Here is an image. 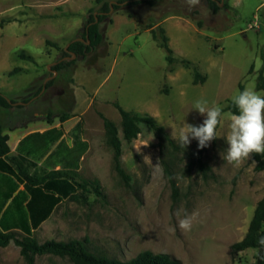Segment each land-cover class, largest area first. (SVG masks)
<instances>
[{"label": "rangeland", "instance_id": "rangeland-1", "mask_svg": "<svg viewBox=\"0 0 264 264\" xmlns=\"http://www.w3.org/2000/svg\"><path fill=\"white\" fill-rule=\"evenodd\" d=\"M216 1L217 12L208 0L192 10L184 0L123 5L100 24L103 43L58 73L52 65L71 41L82 38L88 17L101 4L0 0V92L15 102L11 109L0 107L10 155L16 154L17 136L52 126L62 125L71 144L68 131L79 119L90 145L80 169L69 172L88 189L63 201L34 231L39 243L77 239L93 254L121 261L152 251L167 253L181 264H258L260 249L235 252L232 246L246 235L264 197V170L256 169L252 157L238 168L222 157L234 114L227 110L232 97L241 86L264 95L256 88L264 67V0ZM256 20L258 26L249 28ZM160 28L177 59L172 71L151 32ZM194 68L204 82H194ZM49 80L53 82L46 87ZM198 99L222 108L218 138L204 149L194 139L183 148L177 139L183 123L199 125L205 118L193 109ZM115 103L132 114L152 117L175 146L163 148L144 123L128 143ZM63 114L70 118L61 123L56 116ZM48 115L54 117L52 124ZM102 116L119 130L121 163L130 180L115 170ZM97 182L103 195L94 191ZM193 213L191 229L181 230L178 219ZM0 264L28 263L12 240L0 246ZM34 264L75 263L68 256L43 254L35 255Z\"/></svg>", "mask_w": 264, "mask_h": 264}, {"label": "trees", "instance_id": "trees-1", "mask_svg": "<svg viewBox=\"0 0 264 264\" xmlns=\"http://www.w3.org/2000/svg\"><path fill=\"white\" fill-rule=\"evenodd\" d=\"M156 0H96L101 4L100 11L92 13L88 17L84 28L82 40L75 39L63 49V55L58 62L52 65L54 72H62L70 68L74 63L75 55L85 57L89 52L103 43L104 35L100 24L108 18L110 12L117 11L123 5L131 6L138 4L153 5ZM209 7L213 12L220 8L216 0H208ZM153 39L162 47L166 53V59L170 71L172 65L177 61L173 55L174 51L169 45V38L164 29L160 28L158 33L152 30ZM68 59V60H67ZM187 67L192 65L189 60H181ZM12 73V72H11ZM257 90L264 91V67L259 72ZM205 77L194 68V82H204ZM53 80H49L45 86L48 87ZM244 88L241 86V91ZM15 102L8 99L0 92V107L11 109ZM122 122L121 130L123 138L128 142L135 140L141 133V124L151 127L160 145L175 146L174 140L166 132L165 128L154 121L150 116H138L127 111L118 103H115ZM227 110L237 114L238 110L232 101L229 102ZM59 117L60 122L67 121L70 117L63 114ZM107 134L108 143L114 149V163L117 173L130 180V177L122 167V142L119 130L115 123L102 116ZM49 124L53 123L54 117H46ZM0 124V246L5 247L13 240L20 248L21 255L28 264H34L35 255L54 254L68 256L75 264H181L178 259L167 253H154L144 251L134 258L121 261L100 257L90 252L86 245L80 240L59 242L55 240L39 243L34 239V231L52 215L54 210L63 201L71 199L80 189L87 190L86 183L76 181L69 172L78 171L81 161L89 150V142L82 137L83 122L79 119L70 130L71 144L64 137L65 132L62 125L52 126L44 131H34L24 136L16 147V154L10 155L11 148L8 144L9 135L3 132ZM256 162V169L264 170V155L252 156ZM175 192L177 190L173 183ZM94 191L103 195L102 188L97 182ZM264 197L257 203L254 215L249 224L244 238L233 244V251H243L249 248L260 249L258 264H264V248L257 243L264 236ZM21 235L22 238L19 237Z\"/></svg>", "mask_w": 264, "mask_h": 264}, {"label": "clouds", "instance_id": "clouds-1", "mask_svg": "<svg viewBox=\"0 0 264 264\" xmlns=\"http://www.w3.org/2000/svg\"><path fill=\"white\" fill-rule=\"evenodd\" d=\"M184 3L192 10L201 6L202 0H184ZM212 66L215 67V64ZM232 103L238 112L230 117L226 154L222 159L238 168L254 154L264 155V95L245 88L232 97ZM193 109L205 117L203 122L199 125L184 122L177 139L183 148L188 147L194 139L198 142V148L204 149L218 138L216 130L222 121V108L215 102L210 106L207 100L198 99ZM177 216H180L179 211ZM194 218L195 213L185 214L178 219V227L184 231L190 230ZM257 243L264 248V236Z\"/></svg>", "mask_w": 264, "mask_h": 264}, {"label": "crops", "instance_id": "crops-1", "mask_svg": "<svg viewBox=\"0 0 264 264\" xmlns=\"http://www.w3.org/2000/svg\"><path fill=\"white\" fill-rule=\"evenodd\" d=\"M48 129V128H47ZM46 130V129H45ZM71 130V129H70ZM70 130L68 131V132H70ZM44 131V130H43ZM34 132V131H33ZM42 132V131H41ZM65 132V131H64ZM29 133H31V132H29ZM29 133H27V134H29ZM67 133V132H66ZM66 133H65V135H64V137L66 138ZM27 134H25V135H22V136H17L16 138H15V142H14V146H15V149H16V147H17V145H18V143H19V141L24 137V136H26ZM9 135V134H8ZM10 137V136H9Z\"/></svg>", "mask_w": 264, "mask_h": 264}, {"label": "built area", "instance_id": "built-area-1", "mask_svg": "<svg viewBox=\"0 0 264 264\" xmlns=\"http://www.w3.org/2000/svg\"><path fill=\"white\" fill-rule=\"evenodd\" d=\"M253 26H258V21L256 20V21H254V22H252L251 24H249V28H252Z\"/></svg>", "mask_w": 264, "mask_h": 264}, {"label": "water", "instance_id": "water-1", "mask_svg": "<svg viewBox=\"0 0 264 264\" xmlns=\"http://www.w3.org/2000/svg\"><path fill=\"white\" fill-rule=\"evenodd\" d=\"M78 39L82 40L81 38H78ZM71 58H75V55H73ZM78 58L80 59L81 57H78Z\"/></svg>", "mask_w": 264, "mask_h": 264}]
</instances>
